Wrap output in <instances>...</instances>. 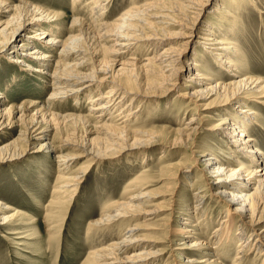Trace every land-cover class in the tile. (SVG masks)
Masks as SVG:
<instances>
[{
  "label": "bare ground",
  "instance_id": "bare-ground-1",
  "mask_svg": "<svg viewBox=\"0 0 264 264\" xmlns=\"http://www.w3.org/2000/svg\"><path fill=\"white\" fill-rule=\"evenodd\" d=\"M72 1L73 10L72 17L69 18L71 23L69 28L78 27L75 30L78 33L70 34L63 40L48 25L51 22L61 21L62 15L30 6L25 2L15 5L0 0V48H3L11 57L6 61H15L31 69L41 79H44L51 89L48 96L44 98L43 104L31 99L32 101L24 103L21 101V104L9 107L3 105L6 98L0 91V133L7 128L12 131L16 125L19 127L15 137L0 143V162L18 158L30 148H34L33 151L46 150L48 153H55L54 158L58 162V167L63 166L61 169H67L77 157L57 153L58 146L55 147L44 139H46L47 132L69 120L74 123L75 127H80V125L87 127L90 124L89 132L95 133L97 137L82 136V140L79 139L81 135L76 136L75 139L65 137L61 140L63 143L61 146L80 147L81 156L88 155L90 160L105 158L110 154L108 152H123L134 146L150 147L163 142L162 140L166 143L165 147L175 148L185 145L189 138L200 137L205 133L225 136L232 144L227 145V148L230 150L231 157H235L233 161L238 163L237 167L229 159L222 160L216 152H207L205 149L191 150L196 160L200 161L203 158V180L209 188L212 187L213 192L211 193L214 199L220 200L225 205L224 216L219 225L213 229L211 237L204 235L202 231L193 232L181 226L183 230H190V233H185L189 241L181 242L183 246L176 253L182 258V264H224L227 256L223 254V250L227 248L226 245H232L235 239L238 240L236 244L238 248L232 264L243 262L247 247L251 244H255L256 253H264V199L262 202L259 199L254 201L257 196L264 195V153L256 145L252 135L247 134L249 128L257 124L254 118L257 113L250 108L251 104L261 101L264 103V82L247 76V71L244 72L245 66L240 63V49L237 44L229 36L221 34L224 32V34L229 33L233 36L237 33L241 25L240 18L243 16L241 13L244 11L240 9L242 5L252 4L259 14L264 13V6L255 3V0H145L142 4H134L112 22H106L103 20V12H96L103 6V0H91L89 1L91 14L93 20L96 21L95 36L100 42H97L99 45L92 53H97L103 48L107 56L100 66L92 69V73H84L82 69L91 57L83 43L86 39L87 26L84 19L77 16L79 10H82L76 6L79 0ZM169 4L170 9L166 6ZM196 6L200 8L198 12H195L196 10L193 12L191 9H195ZM210 8L214 9L217 18L208 21L202 28L199 16ZM188 10L195 15L194 20L190 21L187 20V16L185 17L184 12ZM223 22L232 24L226 29V24L223 25ZM172 26H180L184 29L179 35L184 40L176 45L172 41H167L177 35L176 32L169 31ZM32 29L36 30L34 34H31ZM197 33L202 35H197ZM195 37L202 41L194 40ZM102 39H107L108 45L101 44ZM17 40L21 42L15 44ZM197 44L202 45V49H205L202 51H206L214 64L228 74L227 81L214 79L215 71L198 63L199 57L201 59L205 57L196 49H193L194 56L189 61L186 60L187 49ZM142 47L151 51L146 58L139 60L135 56H128L126 60H116L125 56L126 52ZM183 68L186 69V75L180 86L187 89L184 88L183 91L177 93L180 100L187 99L185 104L183 101L185 109L182 113H188L193 107L214 111L202 118L197 116V112L192 113L183 128L174 130L168 126H161L158 130L127 128L129 116L137 115L136 112L139 110L138 107L132 109L133 103L137 100L138 106L142 107V102L153 98L155 91L150 90L151 88L161 87L160 96L167 95L166 93L171 89L165 84L175 86L177 77L182 76L180 72ZM97 73L102 75L99 76ZM121 75L125 76L124 81L118 79ZM93 81H108L109 85L104 91L100 90L101 86L95 87L98 92L92 96L86 92L93 88ZM142 85L141 89L136 87ZM83 93L91 103L88 116L74 113L62 115L51 110L53 105L70 97L78 98ZM127 100L128 102H125ZM241 106L246 109L242 111ZM229 107L234 110L228 111ZM226 112L230 115L228 116ZM176 115L180 114L175 113ZM89 118H92L93 122ZM41 122H45L46 126L41 128L39 125ZM171 131L176 134L169 138L168 133ZM161 132L166 133V137L160 138L162 134L164 135V133L160 135ZM37 140L44 141L35 147ZM19 143L23 146L21 150L16 147ZM196 153H198L197 156H195ZM193 166V163L186 166L190 170L188 175L191 174ZM170 170H167V173ZM63 178L65 179L64 184L59 186L66 187L71 186L70 178L73 182L72 180L76 181L78 176ZM140 181L143 183L142 180ZM254 183L255 187L252 192L246 193L245 191ZM132 185L137 188V184ZM205 186L206 184L203 183L198 186L199 188L194 189L193 196L198 199L192 211L188 214L181 213L184 217L178 216L182 224L192 228L197 227L198 222H205L206 228L212 224V214H208L200 208L201 206L199 207V203L205 198ZM134 188L129 189L131 192L126 200L112 204L113 207L104 212L101 218L93 224L113 222L128 218L133 214H153L155 209H147L141 205L150 202L149 198L156 196L155 193L151 194L141 189L134 192ZM169 198H173V195ZM1 204L0 202V226L6 229L8 226H14L10 234H18L15 229H18L19 225L11 220L20 214L19 211L14 210L15 212L3 216L9 207H2ZM158 208L157 205L156 209ZM172 209H170V214ZM194 216H197L196 222L192 220ZM193 219L196 220V218ZM137 229V226L126 227L120 237L108 246L93 251L90 258L99 264H144L150 258L163 252L158 249L152 250L153 246L149 247L150 241L136 237ZM23 236L18 235L15 238L22 239ZM131 248L132 251H130Z\"/></svg>",
  "mask_w": 264,
  "mask_h": 264
},
{
  "label": "rangeland",
  "instance_id": "rangeland-1",
  "mask_svg": "<svg viewBox=\"0 0 264 264\" xmlns=\"http://www.w3.org/2000/svg\"><path fill=\"white\" fill-rule=\"evenodd\" d=\"M3 1H8L15 5L25 2L30 6L62 15L61 21L48 24L55 30L60 39L64 40L70 34L78 33L75 32L78 27L69 28L71 24L69 18L72 17L73 10L72 0ZM89 1L91 0H79V4L76 5L82 8V10H79L77 16L82 17L86 22V39L83 43L84 47L88 50L89 56H91L86 62L85 68L82 69L84 73H92V69L100 66L102 60H105L107 56L103 48L97 53H92L94 49H97L100 42L95 36L96 21L93 20ZM144 1L103 0V6L96 12H103V20L112 22L134 4H142ZM255 3L264 6V0H255ZM166 6L170 9V4ZM199 8L200 6H196L195 9L191 10L198 12ZM240 9L244 11L241 13L243 14L242 18H240L242 26H239L237 35L234 34L232 36L229 33L227 35L224 32H221V34L223 33L222 35H226V37L229 36L237 44L240 49V63L242 66H245L246 70L244 72L247 71V76L264 82V13H257L254 10V6L250 3L242 5ZM191 10L184 12L185 17L187 16V20L190 21L195 18ZM199 17L200 27L203 28L208 21L215 20L217 14L214 9L210 8ZM224 24H226L225 27L227 29L232 23L229 22L227 24L223 22ZM187 25L189 26L190 23L188 22ZM182 30L184 29L180 26H172L169 31L176 32L177 35L172 40L167 41H172L176 45L181 40H184L179 36ZM35 32V29L31 30V34ZM218 33L220 34V32ZM197 35L202 34L197 33ZM106 40L102 39L101 42L103 43L101 44L108 45ZM194 40L202 41V39L197 37ZM15 42V44H19L21 41L17 40ZM193 49H196L205 57L204 59L199 57V60L197 58L198 63H202L203 67H208L212 71H215L216 77L214 79L227 81L228 74L214 64L206 51H202L205 50L204 48L202 49V45L197 44L189 47L186 53V60L189 61L194 56ZM150 53V50L142 47L126 52L125 56L119 57L116 60L123 61L128 56H135L136 59L142 60L149 56ZM9 57L5 50L0 48V91L6 98L3 105L6 107L19 105L31 99L33 101L36 100L39 104H43L44 98L51 91L44 79H41L31 69L19 65L15 61L9 60L7 62L6 59ZM35 65L33 66L35 67ZM184 68L180 72L181 78L177 77L178 80L175 81V86L172 87L165 84V86L171 89L166 93L167 95L160 96L161 94L159 93H162L161 87L151 88L150 90L155 91V96H152L153 98H149L147 102H142V107L141 105L138 106L137 100L133 103L132 109L138 107L139 110L136 112L137 115L129 116L127 128L158 130L161 126H168L174 130L176 128H183L186 125V121L192 116V113L197 112V116L202 118L214 111L200 110L193 107L188 113H182L187 99H183V104L177 93L183 91L184 88L187 89L180 86L184 82L186 75V69ZM97 74L99 76L102 75L101 73ZM124 78L125 76L121 75L118 79L124 81ZM108 85V81H93V88L89 89V92L86 93L94 96L98 92L95 87L101 86L100 90L104 91ZM136 87L141 89L143 85ZM125 102H128V100ZM261 102H254L250 106L257 113L256 117L254 116L257 124L251 126L247 134L250 133L252 135L256 145L264 153V103ZM57 105H53V109L51 110L59 112L62 115L74 113L88 116L91 103L83 93L78 98L70 97L65 101L57 103ZM240 108L242 111L246 109L244 106ZM233 110L231 107L228 109L230 112ZM175 113H179L180 115L175 116ZM89 119L93 122L92 118ZM39 125L42 128L46 126V123L41 122ZM74 127V123L69 120L63 125H59L47 132L46 139H44L47 142H51L53 146H58L59 150H57V153L75 155L77 157L69 164L67 169H61L63 166L58 167V162L54 158L55 153H48L46 150L33 151L34 148L31 149L30 147V150L28 148L27 150L29 151L22 156L0 162V202L2 203V207H9L3 213V216L13 213L14 210L20 213L11 220V222L19 225L18 229H15L18 234H10L11 228L14 226H8L7 229L0 226V264H99L93 262L94 260L90 258L91 253L115 241L128 226H137L138 229L135 231V236L150 241L149 247L153 246L152 250L158 249L163 251L147 260L144 264H182V258L176 252L183 246L181 242L189 241L185 237V233H190V230H183L182 227L185 226L193 232L202 231L204 235L212 236L213 229L219 225L224 216L225 205L220 200L214 199L211 193L213 192L212 187L209 188L203 180V158L200 161L196 160L191 150L200 151L205 149L207 152L213 151L222 160L229 159L232 162L235 157H231L230 150L227 148V145H232L228 138L223 136V140L222 136L205 133L200 135V137L189 138L185 145L176 146L175 148L165 147L166 143L162 140L163 142L150 147L134 146L123 152H113L114 154L111 153L112 151L108 152L110 154L105 158L101 157L90 160L88 155L81 156L80 152L82 150L80 147L75 145L61 146L63 144L61 140L65 137L75 139L76 136L81 135L79 137V139L81 138L80 140L83 137H97L95 133L89 132V129H91L90 124L87 127L82 125ZM13 129L11 131L7 128L4 132L0 133V143L16 136L19 129L18 125ZM162 133L164 132H161L160 135ZM165 134H162L160 138L166 137ZM168 134L169 138H171L176 133L171 131ZM44 140H37L35 147ZM95 146L97 145L95 144ZM16 147L18 150H21L23 146L19 143ZM189 163H193L194 166L191 174L188 175L190 170L186 166ZM233 163H235V167L238 166V163L234 161ZM182 166L185 170L182 169ZM163 170L166 171L164 172ZM167 170H170V172L167 173ZM76 176H78L76 181L72 180L73 182H71L70 178L69 184L71 186H59L64 184L65 179L63 177ZM138 180L139 182L136 183ZM203 183L206 184L204 187L205 198L204 200L202 199L203 201L201 200L199 207L201 206L200 208L208 214H212V224L206 228L204 226L205 222H198L197 227H188L186 224H182L178 216H183L181 213L188 214V212L193 210L194 203L198 199V197L193 196L194 189L199 188L198 186H201ZM132 184H137V188H134ZM254 187L255 183L245 192L251 193ZM130 188H134V192H138L141 189L147 190L151 194L155 193L154 195L156 196L149 198L150 202H145L143 203L144 205H141L147 209H155L153 214H133L128 218H121L113 222H104L100 225L93 224L94 221L101 218L104 212L113 207L112 204L126 200L131 192L129 191ZM56 189H58L57 192ZM171 195H173V198H169ZM71 196L72 198H70ZM257 199L262 202L264 195L261 197L257 196L254 201ZM157 203L163 204V206H159ZM157 205L158 209H156ZM170 209L173 210L171 214ZM195 215L197 214L195 213ZM193 218H196V220ZM193 218V222H196L197 216ZM166 230L168 234H166ZM182 233H184V236ZM18 235L24 236L22 239H16L15 237ZM237 242L238 240L235 239L232 245H226L227 248L223 250V254L227 256L224 264H232L237 253ZM132 250L131 248L130 251ZM241 264H264V253H256L255 244H251L247 247V253H245V258Z\"/></svg>",
  "mask_w": 264,
  "mask_h": 264
}]
</instances>
